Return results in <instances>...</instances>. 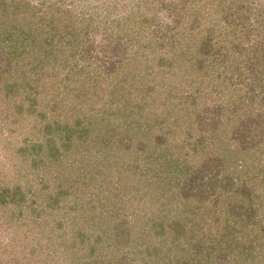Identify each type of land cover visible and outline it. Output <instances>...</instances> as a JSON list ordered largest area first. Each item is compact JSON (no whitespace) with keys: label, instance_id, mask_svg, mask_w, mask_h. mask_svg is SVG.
Listing matches in <instances>:
<instances>
[{"label":"rangeland","instance_id":"374dc122","mask_svg":"<svg viewBox=\"0 0 264 264\" xmlns=\"http://www.w3.org/2000/svg\"><path fill=\"white\" fill-rule=\"evenodd\" d=\"M258 40L264 0H0V264H264Z\"/></svg>","mask_w":264,"mask_h":264},{"label":"trees","instance_id":"16d2710c","mask_svg":"<svg viewBox=\"0 0 264 264\" xmlns=\"http://www.w3.org/2000/svg\"><path fill=\"white\" fill-rule=\"evenodd\" d=\"M237 10H239V9H237ZM240 13H242V15L244 14V16H248V12H247V8H244V9H241L240 10ZM243 34H237V36H242ZM250 42V41H249ZM251 43V47H252V49L253 50H255V51H251L252 53H253V55H255V54H258V52H257V49H259V57H258V55H255V56H257V58L259 59L258 61L261 63V65L264 67V42L262 41V40H258V41H255L254 43H252V42H250ZM250 47V48H251ZM253 59H254V57H253ZM264 69V68H263ZM264 79V78H263ZM250 112H255V108L253 107L252 108V110L250 111ZM243 162V161H242ZM249 162V161H248ZM247 165H246V168L247 167H250V164L249 163H246ZM262 169L260 168V170H258V171H261ZM259 173H263L262 171L261 172H259ZM257 178V177H256ZM255 178V179H256ZM258 179V178H257ZM1 195H3V196H7L6 195V192H2V194ZM10 200H8V202H9ZM11 202V201H10ZM252 207V206H251ZM253 246V245H252ZM251 246V247H252ZM254 250V248H252V249H249V253L250 254H252V253H259L260 252V249L258 250V251H253ZM263 253H264V251H263ZM263 255V254H262ZM263 257H264V255H263Z\"/></svg>","mask_w":264,"mask_h":264}]
</instances>
